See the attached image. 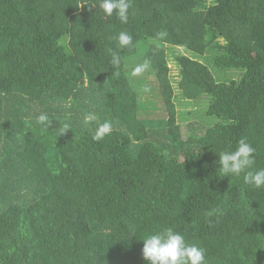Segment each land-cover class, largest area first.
I'll list each match as a JSON object with an SVG mask.
<instances>
[{
	"label": "trees",
	"instance_id": "1",
	"mask_svg": "<svg viewBox=\"0 0 264 264\" xmlns=\"http://www.w3.org/2000/svg\"><path fill=\"white\" fill-rule=\"evenodd\" d=\"M181 47L236 71L218 81ZM242 137L264 168V0H131L127 23L98 0H0V264H148L139 238L167 227L207 264H264V188L218 176Z\"/></svg>",
	"mask_w": 264,
	"mask_h": 264
},
{
	"label": "clouds",
	"instance_id": "2",
	"mask_svg": "<svg viewBox=\"0 0 264 264\" xmlns=\"http://www.w3.org/2000/svg\"><path fill=\"white\" fill-rule=\"evenodd\" d=\"M98 3L106 16L111 17L115 14V17L121 23H127L131 0H98ZM91 7L92 4L89 3V8ZM114 39L120 49L131 46L133 41L132 35L126 31L119 32ZM120 63L119 53L112 52L110 64L115 68ZM145 66L136 67L135 72L140 73ZM95 120L96 116L94 114H88L84 118L86 124ZM37 122L46 126L51 123L49 117L43 113L38 116ZM66 129L68 128H65L64 131ZM111 130L112 124L110 121L98 122L93 138L100 140L104 135L109 134ZM255 151V148L247 142L246 138H240L234 149L219 153L218 176L232 178L243 174L244 184L252 188H264V168L253 169ZM134 234L133 232L131 235ZM139 239L143 241L142 256L148 264H207L205 249L198 244L189 243L183 233L172 227L149 232Z\"/></svg>",
	"mask_w": 264,
	"mask_h": 264
},
{
	"label": "rangeland",
	"instance_id": "3",
	"mask_svg": "<svg viewBox=\"0 0 264 264\" xmlns=\"http://www.w3.org/2000/svg\"><path fill=\"white\" fill-rule=\"evenodd\" d=\"M155 42L154 39H150L148 40V43H152ZM168 51V49L166 50ZM175 52H180L182 54H185L193 59L199 60L201 62H203L204 64H206L209 68V70L212 72L213 76L215 77L216 80L221 81V80H228V78L230 79V77H232V73L235 72L236 70H224V69H219L217 68L212 60L210 59V54L209 53H204L203 55H198L195 52L188 50L186 48H178L177 50H175ZM169 56V55H168ZM172 61H170V76L172 77L173 83H174V88L177 92V83L174 82L177 79V68L176 66L171 63ZM236 76V75H235ZM147 79V80H146ZM143 82V84L145 85L146 88L151 89V87L153 89H151V91L149 92V94H147V91L145 92V94L143 95V97H148L150 99V101L154 102V106H148L147 110L148 112L150 111H156L159 113H162V109H161V103H160V99H157V95L159 94V89L156 83L155 78L150 75L146 78ZM150 83V84H149ZM153 90V91H152ZM179 99V98H177ZM177 110H178V118H179V122L182 125V128H184L185 131H187V133L184 135V137L187 136L188 133H198V128L202 127V122L203 120L198 116V110L199 107L198 105H191V106H187L185 104L184 101L182 100H178L177 101ZM190 110L195 111L196 113H194L193 115L190 113Z\"/></svg>",
	"mask_w": 264,
	"mask_h": 264
}]
</instances>
